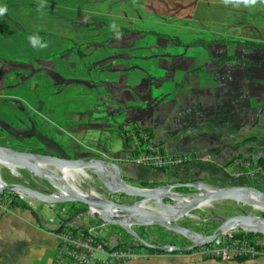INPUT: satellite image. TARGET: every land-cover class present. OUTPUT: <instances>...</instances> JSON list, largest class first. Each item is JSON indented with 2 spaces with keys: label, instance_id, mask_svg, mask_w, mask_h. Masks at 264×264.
Listing matches in <instances>:
<instances>
[{
  "label": "rangeland",
  "instance_id": "obj_1",
  "mask_svg": "<svg viewBox=\"0 0 264 264\" xmlns=\"http://www.w3.org/2000/svg\"><path fill=\"white\" fill-rule=\"evenodd\" d=\"M121 27L130 29L123 37L116 33ZM150 31L177 35L183 43H175ZM222 38L264 42V0H0V144L27 153L115 163L119 154L129 152L139 163V151L134 148L138 142L136 135L149 133L126 117L128 110L125 108L129 107V111L131 106L142 108L144 103L139 98L143 90L134 92L136 102L118 103L120 110L114 109L116 98L124 100L122 96L127 94V91H117L122 69L125 68L130 81L135 71L136 78L142 76L147 82L166 75L167 71L159 68L157 61L168 63L175 76L201 75L209 82L216 78L243 80V76H264V48L235 42L208 43ZM108 42L124 44L126 51H117L114 46H107ZM93 45L98 48L90 52L88 47ZM228 55L234 59H220ZM187 57L196 62V70L182 74L179 64H185ZM93 60L98 64H93ZM110 67L114 71L106 70ZM97 80H104L106 84L102 82L96 86L93 82ZM164 88H173L172 82L167 81ZM152 94L157 95L159 91L153 89ZM104 100L107 106L102 107ZM113 109L115 113L111 115ZM146 118L158 120L152 111H146ZM135 124L140 127L139 131L134 128ZM13 168L0 165L3 184H15L48 195L60 192L47 179L30 170ZM85 171L88 176L79 172L73 174V184L82 190H92L118 202L135 200L122 192L112 193L95 173ZM160 171L151 170L148 176L160 175ZM236 171L237 164L235 170L230 169L233 181L264 190L260 182L264 175L237 180ZM126 182L138 188H155L140 182ZM197 182L204 191L218 189ZM168 184L157 183L156 187ZM177 189L172 191L185 198L203 192L194 188ZM2 195L9 207L27 204L46 221L51 217L63 221L54 224H62L64 229L75 227L86 232L98 226L96 232L101 239L117 242L110 243L115 246L133 244L136 255H159L148 249V244L163 249L177 243L187 248L194 245L188 237L164 226L134 224L127 228L109 221L111 219H103L94 215L88 205L77 201H44L14 190H4ZM165 200L173 203L169 198ZM263 209L235 198L210 199L175 224L209 236L233 216L249 214L264 218ZM241 231L239 228L228 230L232 234ZM254 236L264 245V234L255 233Z\"/></svg>",
  "mask_w": 264,
  "mask_h": 264
},
{
  "label": "crops",
  "instance_id": "obj_2",
  "mask_svg": "<svg viewBox=\"0 0 264 264\" xmlns=\"http://www.w3.org/2000/svg\"><path fill=\"white\" fill-rule=\"evenodd\" d=\"M169 3L170 1L167 5ZM109 42L106 43L107 46H114L117 51H126V45H111ZM88 48L92 52L98 47L93 45ZM156 63L159 68L167 71L166 75L157 79L149 77L151 80L148 82L142 76L136 78L135 71H132L133 79L130 81L125 75V68L121 71L118 67L123 75L117 84V91H127V94L122 96L124 100L117 97V104L113 107L120 110L124 103L136 102L134 94L143 90L139 99L144 106L140 109L131 106V111L129 107L125 108L128 110L126 117L143 128L149 127L153 140L161 145L166 154H187L191 158L179 166L161 170L160 175L153 174L150 177L148 175L151 170L159 169L136 163L129 152L119 154L115 161L122 177L133 183L160 185L189 181H202L218 188L240 185L238 181H233L231 168L235 170L236 164L242 160L259 162L262 159L264 162V86L256 87L257 83L264 84V76H243V80L216 78L214 82H209L201 75L175 76L171 74L168 63ZM93 64L98 63L93 60ZM195 67L196 62L191 57L185 59V64H179L182 74L196 70ZM111 68L106 70L114 71ZM136 69L138 73V67ZM97 81L93 82L96 86L102 82L106 84L104 80ZM167 81L172 82L173 88H164ZM209 83L213 85L209 86ZM130 89L133 90L132 93ZM153 89L159 91V94L153 95ZM101 106H107L105 100L101 102ZM114 109L110 110L111 115L115 113ZM146 111L157 114L158 120L147 119ZM260 182L264 185L263 179ZM51 218L46 221L23 206L0 209V264H55V249L60 240V232L51 224ZM107 242L117 243L110 240ZM162 250L164 251L163 248ZM143 256L136 255L124 264H264V257L223 261L182 251H164L159 252V255Z\"/></svg>",
  "mask_w": 264,
  "mask_h": 264
},
{
  "label": "water",
  "instance_id": "obj_3",
  "mask_svg": "<svg viewBox=\"0 0 264 264\" xmlns=\"http://www.w3.org/2000/svg\"><path fill=\"white\" fill-rule=\"evenodd\" d=\"M0 160L13 167L26 168L35 175L47 179L55 187L64 192H71L73 188L61 183L60 181H63V178L57 175L56 172L48 166H66L87 169L95 173L112 193L122 192L128 197L135 198V200L118 202L98 196H84L78 192H76L75 195L66 197H55L54 195H48L15 184L5 185L0 180V192L2 193L4 190H14L44 201H77L88 205L91 208V212L92 208L99 210L110 208L117 209L125 215L132 216L135 225L164 226L184 237H188L195 243H198L200 240H204L206 243L212 242L222 233L231 229L233 224L238 225V228L244 231L264 234V218L249 214L233 216L224 220L210 237H206L187 227L175 224L177 220L188 215L195 207H198V205L210 199L235 198L253 204L257 202L264 208V192L255 187L236 185L204 191L197 181H189L175 184L169 183L168 185L155 188H138L125 181L118 165L112 161L98 159H64L53 155H41L18 151L3 145H0ZM53 178L57 179V181ZM178 187H189L201 191L203 190V192L200 195L185 198L179 196L177 192L172 191V189ZM250 194L257 199L254 200L250 198ZM166 198L171 199L173 203H168L165 200ZM148 202H152L151 205L153 207H142V204ZM147 246L154 245L148 244Z\"/></svg>",
  "mask_w": 264,
  "mask_h": 264
},
{
  "label": "built area",
  "instance_id": "obj_4",
  "mask_svg": "<svg viewBox=\"0 0 264 264\" xmlns=\"http://www.w3.org/2000/svg\"><path fill=\"white\" fill-rule=\"evenodd\" d=\"M136 138L138 142H135L137 145L134 148L139 151L137 162L141 163L140 165L153 168H171L179 166L191 158L187 154H166L161 145L157 144L149 135L139 133ZM262 175H264V167L260 162L242 160L237 164V171L234 176L237 180H249ZM8 208V200L0 192V209L6 210ZM50 221L54 228L59 229L60 232V240L55 249V264H121L134 259L136 256L133 244L115 246L101 239L96 232L98 226L89 228L84 232L75 227L64 229L62 224L55 225L54 223H64L55 218H51ZM228 230L212 242L206 243L204 240H200L201 242H194L191 247H194V251L197 250L196 254L202 258L224 261L256 259L264 256V248L259 247L261 243L256 239L257 237L247 236L249 231L242 230L240 232L242 234L238 235L240 233L232 234ZM182 248H187V246L167 245L164 250L173 252Z\"/></svg>",
  "mask_w": 264,
  "mask_h": 264
},
{
  "label": "bare ground",
  "instance_id": "obj_5",
  "mask_svg": "<svg viewBox=\"0 0 264 264\" xmlns=\"http://www.w3.org/2000/svg\"><path fill=\"white\" fill-rule=\"evenodd\" d=\"M3 164V165H8L10 166L12 169L13 166L9 165L8 163H5L3 161L0 160V165ZM50 167V166H48ZM53 168V167H52ZM54 172H56L57 175H60L62 178H63V181H60L61 183H63L64 185H69L73 188V191L71 192H64L63 190H60L59 193H56L54 194L55 197H66V196H69V195H75L76 192L84 195V196H90V197H95V196H98V197H103V195L95 192V191H92V190H82L81 188H79L78 186L74 185L73 183V174L75 172H79V173H82L83 175H87V172L85 171V169H80V168H72V167H66V166H56V168L54 169ZM19 193V192H18ZM22 193V192H20ZM250 198L256 200L257 198L253 195H249ZM188 198V197H187ZM203 205L200 204L198 206H201ZM254 205L257 207V208H262L260 206L259 203H255L254 202ZM205 206V205H204ZM142 207H153L151 205V203H144L142 204ZM264 210V209H263ZM92 213L94 215H99L101 216V218L103 219H111L113 221H116L117 223L127 227V228H131L132 225H134V219L132 216H128V215H125L124 213L118 211L117 209H113V208H110V209H106V210H99V209H96V208H92ZM239 226L238 225H235L233 224L231 228H238Z\"/></svg>",
  "mask_w": 264,
  "mask_h": 264
},
{
  "label": "trees",
  "instance_id": "obj_6",
  "mask_svg": "<svg viewBox=\"0 0 264 264\" xmlns=\"http://www.w3.org/2000/svg\"><path fill=\"white\" fill-rule=\"evenodd\" d=\"M129 30H130L129 28L121 27V28L117 29L116 33L117 34H123V33L128 32ZM150 32H154V34H157V36H161V37L167 38L169 40L174 41L175 43H180V42H181L180 44L183 43L182 39L179 36H177V35H169V34H166V33H160V32H155V31H150ZM197 41H199V40H197ZM201 41H203V40H201ZM219 42H235L237 44L250 46V47H253V48H264V42L263 41L250 39V38L213 39V40H210L208 43L209 44H214V43H219ZM228 56L229 57H221L220 59L221 60H226V59H230V58L234 59V57H232L231 55H228ZM178 85H179V83H178ZM134 128H137L136 130H138V131L140 129V127L138 125H136V124L134 125ZM143 130L147 131L149 133V136L152 137V132H151V129L149 127H144ZM140 139H142V138H140ZM0 145H3V144H0ZM259 162L264 164L262 159ZM159 170H165V169L161 168ZM140 184H142L143 186H148V187H156L157 186V183L140 182ZM188 189H190V188L189 187H178L177 190L178 191H187ZM13 204H15V202H13ZM18 206H20V205H18ZM22 206L25 207V208H29L27 204H24ZM29 209H31V208H29ZM241 234L242 233H240L238 235H241ZM253 235H255V233H253V232H248L247 233L248 237H252ZM259 247L260 248H264V245L260 244ZM148 249H150L152 251H156V252H164L165 251V250L163 251L162 248H160V247H153V246H148ZM175 251L193 252L194 251V247L182 248V249L175 250ZM239 260H245V259H239Z\"/></svg>",
  "mask_w": 264,
  "mask_h": 264
},
{
  "label": "flooded vegetation",
  "instance_id": "obj_7",
  "mask_svg": "<svg viewBox=\"0 0 264 264\" xmlns=\"http://www.w3.org/2000/svg\"><path fill=\"white\" fill-rule=\"evenodd\" d=\"M244 231V230H243Z\"/></svg>",
  "mask_w": 264,
  "mask_h": 264
}]
</instances>
